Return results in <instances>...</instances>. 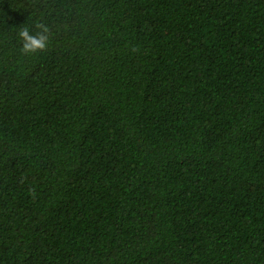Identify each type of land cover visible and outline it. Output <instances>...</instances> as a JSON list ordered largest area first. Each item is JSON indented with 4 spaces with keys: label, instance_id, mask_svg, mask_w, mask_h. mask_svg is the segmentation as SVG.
Here are the masks:
<instances>
[{
    "label": "trees",
    "instance_id": "16d2710c",
    "mask_svg": "<svg viewBox=\"0 0 264 264\" xmlns=\"http://www.w3.org/2000/svg\"><path fill=\"white\" fill-rule=\"evenodd\" d=\"M0 264H264V0H0Z\"/></svg>",
    "mask_w": 264,
    "mask_h": 264
},
{
    "label": "clouds",
    "instance_id": "9594fccd",
    "mask_svg": "<svg viewBox=\"0 0 264 264\" xmlns=\"http://www.w3.org/2000/svg\"><path fill=\"white\" fill-rule=\"evenodd\" d=\"M48 29L45 28V32H47ZM19 35L24 39L25 43L23 45V51L29 52V51H36V50H43L48 45V37L45 35H41L39 38L36 36H33L29 33L28 29H23L19 33Z\"/></svg>",
    "mask_w": 264,
    "mask_h": 264
}]
</instances>
